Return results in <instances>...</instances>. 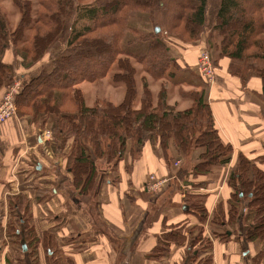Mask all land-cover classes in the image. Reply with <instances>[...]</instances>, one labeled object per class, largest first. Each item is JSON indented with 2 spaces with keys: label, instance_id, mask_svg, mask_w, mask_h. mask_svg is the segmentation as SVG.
<instances>
[{
  "label": "trees",
  "instance_id": "16d2710c",
  "mask_svg": "<svg viewBox=\"0 0 264 264\" xmlns=\"http://www.w3.org/2000/svg\"><path fill=\"white\" fill-rule=\"evenodd\" d=\"M10 5L11 16L0 5V93L14 80L13 66L2 58L9 47L21 58L22 68L28 69L40 62L57 41L61 42L63 48L51 58L48 68L42 67L33 75L22 74L15 102L19 117L48 123L51 144L71 142L64 156L72 192L79 198L91 196L100 174L97 162L115 168L129 142L138 148L157 145L171 167L176 160L168 154L171 143L178 156L186 159L174 166V179L191 186L184 196V207L193 210L203 223L207 194L198 188L205 187L207 181L194 183V179L229 164L232 146L219 133L204 89L185 93L190 99L184 106L179 99L170 102L167 98L166 81L173 75L170 63H179L168 55L166 42L154 38L141 55L121 47L127 32L138 34L128 26L127 18L132 12L146 13L155 27H164L170 35L191 43L208 30L210 40L217 39L214 68L223 59L228 73L242 84L251 77L258 78L264 97V0H10ZM159 33L154 31L151 36ZM113 66L117 72L112 82L122 86V99L114 103L104 96L88 104L78 85L103 79ZM150 79L161 81L157 90L149 86ZM227 183L231 190L228 207L218 203L211 220L219 229L226 228L214 234L227 238L228 230L238 225L245 202L244 220L250 222L244 229L245 239H264V169L238 153ZM16 202L24 214L15 212L19 228L8 222L7 234L15 239L23 236L28 248L33 239L36 245L44 242L51 253L48 264H73L69 258L57 257L59 248L51 233H44L42 241L36 239L27 221V216L31 218L27 199L17 197ZM196 242L201 246L197 254L210 246L201 226L191 246ZM29 258L30 264H39L33 251Z\"/></svg>",
  "mask_w": 264,
  "mask_h": 264
},
{
  "label": "crops",
  "instance_id": "0c3cea01",
  "mask_svg": "<svg viewBox=\"0 0 264 264\" xmlns=\"http://www.w3.org/2000/svg\"><path fill=\"white\" fill-rule=\"evenodd\" d=\"M197 49H183L177 61L190 64L197 72ZM59 50L60 46L50 49L28 69L22 68L21 58L12 46L2 58L13 66L14 76L22 77L48 68L49 57ZM48 53L52 56H47ZM221 62L215 84L208 86L206 102L222 139L231 144L233 151L229 164L194 179V183L207 181L205 187L198 188L207 194V216L203 223L193 210L184 209V196L191 186L185 188L172 178L175 169L163 159L157 145L138 148L129 142L115 168L99 169L96 188L84 200L69 189L71 178L64 156L57 158L69 147L52 146L50 138L43 134L49 129L48 123L41 126L39 121L16 113L0 124V264L25 262V257H9L8 246L4 245L9 220L15 218V212L24 213L16 202L17 197L23 196L37 225V236L42 238L49 231L73 264H264V239L248 241L244 237V229L250 224L244 220L245 202L239 223L228 230L227 238L220 239L214 234L226 227L219 229L211 221L218 203L228 207L231 190L227 175L238 153L264 169L261 81L251 77L242 84L228 73L223 59ZM168 154L172 159L178 156L171 143ZM150 175L167 178L168 182L150 192L146 189ZM90 202L95 213H89ZM94 215L97 224L93 223ZM199 226L203 227V236L210 240V246L197 254L200 242L191 246V239Z\"/></svg>",
  "mask_w": 264,
  "mask_h": 264
},
{
  "label": "rangeland",
  "instance_id": "374dc122",
  "mask_svg": "<svg viewBox=\"0 0 264 264\" xmlns=\"http://www.w3.org/2000/svg\"><path fill=\"white\" fill-rule=\"evenodd\" d=\"M0 5L2 6V9H4V11L8 12V16L12 15L13 13V9L11 8L10 5V0H0ZM82 22V21H80ZM127 24L130 28L135 29L138 31V34L136 36V34H134V32H127L123 41L121 42V47L125 50V51H129L131 53H135L138 55L144 54L146 53L147 49H148V45L149 43L154 39H160L162 40L164 43L166 42V44H171L168 45L169 46V52L168 55L171 56L172 58H175L178 60V54L180 53V51H182L183 49H193V47L198 48L197 49V55H196V61H197V57L199 55V53L203 50L208 51V53L210 54L211 60L212 62H216L215 60L218 58V54L215 51V42L217 41V39L214 37V41L210 40V36H208V30L203 34L204 36H201L199 41L197 42H185L183 41L180 37L178 36H174V35H170L167 31L166 28H162V30L160 29V33L159 36H155L152 37L151 35L154 34L155 31V24L152 22V20L150 19V17L148 16V14L143 13V12H132L128 15L127 18ZM163 25V24H162ZM76 27L79 28L80 25L76 24ZM141 36V37H139ZM143 38V39H140ZM158 39V40H159ZM168 42V43H167ZM199 43L198 46H196ZM196 44V45H193ZM60 46V50L63 48L61 45L60 41H57L52 47L51 50L53 48H56ZM175 46V47H173ZM59 50V51H60ZM56 55V54H55ZM47 56H52L51 54ZM52 58V57H51ZM49 57V62L50 59ZM195 61V58H194ZM195 61V63H196ZM46 65V67L49 65ZM179 64L176 63V66H172L173 62L170 63V67H169V72H171L173 75L172 77H170L167 81H166V88H167V98L169 99L170 102H173L176 99L181 100L182 102L180 103V106H184L187 104V102H189V99L187 95H185V93H188V91H193V90H202L204 89L205 92L208 91V85L207 83L204 81L203 78H201V76L198 75V73L195 71V69L192 67H190L191 65L189 64H181V62L177 61ZM220 63L222 64V62L220 61ZM219 67V66H217ZM217 67H215V73L217 70ZM117 72V68L115 66H113L110 71L108 72V74L101 80L94 82V83H90V82H81L78 87L81 89V91L84 93L86 101L88 102V104H91L94 99L99 98V97H107L109 100L113 101V102H119L122 99V86L121 85H115L112 82V77L113 74ZM168 72V73H169ZM217 74V73H216ZM138 76V80L139 77ZM217 76V75H216ZM16 77V79H20L21 82L24 78L21 77V75L19 76L18 74L16 76H14V78ZM217 78V77H216ZM190 83H193L194 86L191 87ZM161 84V81H153V80H149V86H151V88H159ZM181 90L183 92V99H180V91ZM206 94H205V100H206ZM135 105H138V102H135ZM41 124V123H39ZM43 124H41L42 126ZM49 127V125H48ZM44 129V126L41 127ZM42 129V130H43ZM50 130V129H49ZM50 135V140L51 139ZM48 138V139H49ZM52 144H56V146H71V142L67 141V143L62 142V140H59L57 143L53 141ZM62 149V148H61ZM63 150V149H62ZM66 152H61L59 153V155L57 156V158L61 157V155H65ZM196 152L193 153V157H195ZM56 158V157H55ZM181 159V164L183 163L182 161H185L186 159H182L180 156H176L174 159ZM177 160V159H176ZM174 160V161H176ZM188 160V159H187ZM64 161H66L67 163V159L66 156H64ZM112 164H106L103 161H98L97 162V167L98 169H108L109 167L112 168L111 166ZM172 167L174 168V162ZM67 168V167H66ZM101 171V170H100ZM102 172V171H101ZM184 186H188V185H184ZM187 188V187H185ZM72 190V188H69ZM72 193V192H71ZM74 196H76V194L73 192ZM70 195V194H68ZM69 199V196H67ZM78 197V196H77ZM79 198V197H78ZM88 197H83L80 199H87ZM71 205V204H70ZM89 213H95L94 212V207L93 205L89 204L88 207ZM24 214V213H23ZM30 214V213H29ZM31 218H29L27 216V221H29V224L32 226L33 228V232H34V236H37V225L34 223V220H32V215L30 214ZM25 217V216H24ZM15 218H12L9 220L10 223H13L15 225V228H19V224L15 223ZM65 220V219H64ZM98 220L96 215H94V220L93 223L97 224ZM60 225H63V221ZM59 228V227H58ZM229 232V231H228ZM44 233H49V231H45ZM43 233V234H44ZM64 235V234H62ZM43 237V236H42ZM38 238V236L36 237V239ZM63 239V236H62ZM40 240L42 241V239L40 238ZM35 240L33 239L32 243H31V247H27V240L26 238L24 239L23 236H21L19 239H15V236H13L12 234H6V239L4 240V245L8 246V251L7 254L9 257H25V262L24 260L19 261L18 264H30V252L33 251V257L37 258V261L39 262V264H42L41 261L46 259L45 261H42L44 264H48L51 259L49 257H51V253L48 252V249H46V246L43 242H40L38 239V243L37 245L35 243H33ZM36 245V248L34 247ZM42 245V246H41ZM25 246V250H23V247ZM59 251H57V257H62L65 258L64 254H63V250L62 249H58ZM61 258V262L64 261V259ZM22 262V263H21Z\"/></svg>",
  "mask_w": 264,
  "mask_h": 264
},
{
  "label": "built area",
  "instance_id": "2783aa9c",
  "mask_svg": "<svg viewBox=\"0 0 264 264\" xmlns=\"http://www.w3.org/2000/svg\"><path fill=\"white\" fill-rule=\"evenodd\" d=\"M197 73L204 79L208 86H212L216 82V73L213 66L210 54L208 51L203 50L199 53L196 61ZM21 89V80L14 78L12 84L5 89L4 93L0 97V124L10 117L16 114V102L15 96ZM45 137L49 138L51 131L46 129L43 133ZM181 161L177 159L174 162V166L178 167ZM175 178V175L172 177ZM167 178L157 179L154 175L149 176V180L146 183V189L150 192H156L161 187L166 185ZM189 187V186H184Z\"/></svg>",
  "mask_w": 264,
  "mask_h": 264
},
{
  "label": "water",
  "instance_id": "95a60500",
  "mask_svg": "<svg viewBox=\"0 0 264 264\" xmlns=\"http://www.w3.org/2000/svg\"><path fill=\"white\" fill-rule=\"evenodd\" d=\"M159 30H160V28L159 27H155V32L156 33H158L159 32ZM186 207H184V209H185ZM23 247V249L25 250V246H22Z\"/></svg>",
  "mask_w": 264,
  "mask_h": 264
}]
</instances>
